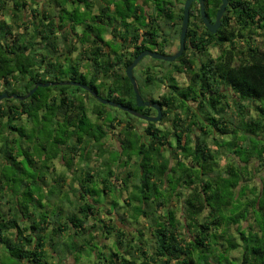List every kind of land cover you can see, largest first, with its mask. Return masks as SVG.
<instances>
[{"label":"trees","instance_id":"16d2710c","mask_svg":"<svg viewBox=\"0 0 264 264\" xmlns=\"http://www.w3.org/2000/svg\"><path fill=\"white\" fill-rule=\"evenodd\" d=\"M9 1L12 7L7 15ZM184 1L0 0V94L24 96L37 82L57 80L69 63L68 80L151 114L148 106L136 107L125 68L147 45L163 42L172 30L178 36ZM219 3L205 0L208 18ZM91 6L98 12L93 13ZM80 7L92 13L88 22ZM198 8L193 1L185 48L175 65L170 64L172 72L161 77L146 73L142 80L143 87L159 80L154 92L161 85L167 88L159 99H153V92L146 95L159 104L161 119L146 122L143 131L129 121L117 120L111 108L99 106L102 103L88 91L74 85L37 87L27 98L0 100V264H66V255L73 258L71 250L83 241L95 245L110 241L101 245L109 254L107 264H219L220 248L225 245L241 250L239 264H264V150L259 149L264 143V46L260 48L254 38L255 30L264 29V0H230L214 34L203 25ZM105 29L120 38L118 47L123 49L113 50L115 54L102 46ZM76 40L81 43L79 55L60 61L72 47L75 51ZM130 46L135 51L127 56L124 49ZM216 46H223L218 56L201 58ZM89 54L93 66L85 69L83 60ZM176 70L189 76L184 87L178 85ZM229 101L237 112L234 121L226 114ZM105 114H109L108 123L101 124ZM19 117L25 123L13 122ZM41 125L46 129L42 137L38 135ZM111 132L128 168L123 186L117 188L113 186L117 169L110 167L109 159L97 167L88 163L90 157L104 154ZM212 133L218 135L213 137L216 145L226 137L223 143L248 142L252 151L257 149L254 154L248 151L253 154L251 174L243 170L250 163L237 154L227 153L228 164L219 165L220 155L213 154L206 140ZM64 151L70 158L79 155L77 162L68 165ZM24 160L30 173L21 166ZM50 162L67 168L78 164V169L72 178L75 188L67 184L65 191L66 178H52L47 193L55 190L56 194L47 198L40 192L46 179L32 174L48 172ZM106 168L115 171L100 180L102 190L109 194L113 189L117 195L124 189L123 211L113 199L111 206L88 200L87 183ZM21 174L23 184L14 185L10 177ZM169 175L178 190L171 197L166 184ZM223 175L235 179L237 186H226V190ZM131 177L134 180L128 186ZM180 188L190 193L183 197ZM232 202L236 205L226 215ZM130 216L146 220L148 236L144 238L140 228L132 230ZM135 230L140 240L134 238ZM95 234L100 236L98 241ZM56 250L61 257L52 256Z\"/></svg>","mask_w":264,"mask_h":264},{"label":"rangeland","instance_id":"374dc122","mask_svg":"<svg viewBox=\"0 0 264 264\" xmlns=\"http://www.w3.org/2000/svg\"><path fill=\"white\" fill-rule=\"evenodd\" d=\"M28 1V0H27ZM90 1V0H89ZM94 1V0H91V2ZM106 1V0H105ZM161 2V0H160ZM12 7V2L9 1L8 5H7V15H9L10 13L8 11H10V8ZM93 13H97L98 12V9L97 7H89ZM29 8L27 10H25L24 14L26 15H29ZM79 11L81 13H83L82 15L84 19H86V22L89 21V18H90V14H92L90 12V10H87L86 8L84 9V7H80ZM76 19V17H75ZM233 26V25H232ZM105 28V27H104ZM64 29V28H63ZM230 30H232V27L230 28ZM255 30V29H254ZM234 31V30H233ZM243 33V32H242ZM259 33V34H258ZM254 38H255V41L256 43H259L258 45L260 46V48H263L264 46V29L260 28L258 30H255L254 32ZM114 36V37H113ZM102 39L104 41V44L102 45L104 48H105V42L108 44H106L107 46H109L110 48V51L112 54H115L117 52H114V51H120L121 49H123V46L122 48L119 49L118 47V44H117V41H120V38L119 36L117 35V33H113L110 32V30L108 29H105V32L103 33V36H102ZM168 39V38H167ZM74 41V39H73ZM170 43V42H169ZM74 45H75V51H73V47L71 48L70 51V54H64V55H61L60 57V61L64 62V59L65 57H70L71 59H74L76 58L79 54L77 53H80L81 51V43L79 40H76L74 42ZM161 47V45H159V48ZM147 48H154L152 45H147ZM177 48V40H173L167 47L168 51L171 52V51H174L175 49ZM106 50L108 49V47L105 48ZM112 49V50H111ZM221 49L223 50V46H216V47H209L206 51V53H204L203 55H201V58H205L206 56H210L211 58H215L216 56H218L221 52ZM114 50V51H113ZM132 51V47L130 48H125L124 49V54H126L128 56V53H130ZM110 53V54H111ZM112 56V55H111ZM200 57V55H198ZM86 58H91V55L89 54L88 56H86ZM112 58V57H110ZM66 62V61H65ZM83 67L86 69H89L90 66L92 67L93 64L91 62V59L89 60H83ZM158 60L155 59V58H151L149 56H146V57H143L141 59V61L138 63V65L136 67H134L133 69V77L137 83V86H138V89H139V92H140V95L143 99L146 98L145 96V91L147 89L145 88H142V80L144 79L145 77V74H150V75H159V77L163 76L164 75V72H172V66H170L169 62H166V61H160L158 62L161 67H164L162 69V72H159L158 71V64H157ZM67 63V62H66ZM82 63V62H81ZM70 67L71 65H69V63H67L63 68L62 70L60 71V73L56 76L57 77V80L58 81H66L69 74H70ZM148 69V70H147ZM155 69V70H154ZM158 71V72H157ZM86 72V70L84 71ZM188 78H185L183 75H180V76H176L177 78V81H178V85L180 87H184L188 81H189V76H187ZM159 80H153L154 82V85L151 87L149 86L148 88L150 89H153L155 88V84H157ZM141 84V85H140ZM21 85V84H20ZM1 89L2 86H1ZM53 89V88H52ZM164 87L161 85L159 87H157L155 89V96L159 95V93H161L163 91ZM99 93L102 95V96H107V92L104 90V89H99ZM105 98V97H104ZM9 99H13V98H9ZM229 104V108L227 109L226 111V114L227 116L232 120H236V110L234 108V106L231 104V101L227 102ZM100 104V103H99ZM98 105V104H97ZM99 106H104L106 108H111V111L113 112L114 115H116V117L118 116L119 118V121H125V120H129V122L134 125L138 131H143L144 127L146 126V121L144 120H139L137 119L138 117H135L133 115H130V114H127V113H124L123 111L119 110V109H116L115 107H112V106H107L106 104L104 105L103 103ZM87 112H90V107L89 105H87ZM105 111V110H104ZM252 113H254V111L252 110ZM111 117V116H110ZM132 117V118H131ZM206 118V117H205ZM5 119V118H4ZM94 121L96 120L95 118L93 119ZM108 120H109V114H105L103 117L100 118V123L101 124H106L108 123ZM13 122L17 123L18 124H23L25 123V119H22L21 117H19L18 119L15 118V120H13ZM98 122V121H97ZM27 128V127H26ZM49 129V128H48ZM47 129V130H48ZM46 130L44 128V126L41 125V130L40 132H38V135L40 137H42L44 135L43 131ZM42 131V132H41ZM13 134H10V136H12ZM114 132H111V134L108 136V139L106 140V143H107V149L104 148L105 152L104 154H102L101 156H92L90 157V163H92L93 166L96 165V163H102L104 161H107L108 159V162L111 164V168L112 167H115L114 169H117V175H118V178H117V181L115 183H113V186L114 188L116 187H119V186H123V181L122 179L125 177V174H126V167H124L123 165H126V162H125V159H123V157L120 156L121 154V151L120 149L117 147V142L112 140V138L114 137ZM213 137L215 138H218V135L217 134H210L208 137H207V141L209 142V147L211 149V151L213 152V154L216 156V155H220L218 157V160H219V165L221 167H225L226 164V155L227 153H231V154H237L241 160H244L245 162L248 161L247 163L249 165H247L248 169L246 167L243 168V170H246V173L248 174H251L250 173V167H251V162H252V159H253V154L256 152L257 153V149H254L252 151V149L249 148L248 146V142L247 144L245 142H242L240 146H237V145H234V144H231L230 142H226V143H223L227 140L226 137H223L222 139L224 141H222V143L216 145L215 143H213ZM174 140V139H173ZM171 140V144L174 143V141ZM230 141V140H229ZM261 145L259 146V149L260 150H264V143H260ZM25 146V145H24ZM112 152L109 153V150L112 149ZM252 151L253 154H248V151ZM124 154H126V151L124 152ZM263 155H264V152H263ZM130 159L127 160V165H132V161H134V151L132 153V155H130ZM233 156V155H232ZM252 156V157H251ZM71 156L68 155L67 151H64V160L65 162H67V164L69 165L71 163V161L73 160V163L75 161H77L79 155L76 156L75 155H72V158H70ZM76 158V160H75ZM21 160V158L19 159ZM21 166L23 167V169H25V172L26 173H30L29 172V169H31L29 167V164L24 161H21ZM88 162V163H89ZM55 163H57L55 161ZM53 162H50L49 163V168L50 170L47 172L46 170H43L41 172H35L33 173L32 175L33 176H38V175H41V176H44V178L46 179L45 181H42V191L40 192H43V194L47 195V198H49L50 195H55L56 192L55 190L51 191L52 193L48 194V189L49 187L52 185L51 184V181H52V178H59V177H62V178H66V184L63 186L62 189H64L65 191L68 189V185L70 186L72 184V188H75L74 186V181H72V178L76 175L75 171H77L78 169V164L76 166H73V168H67L65 167V169L63 168H59L58 165H56V167H53V164H55ZM171 163L173 164L174 163V159L171 160ZM100 166V165H99ZM70 169H72V172L69 171ZM114 169H104L103 171H100L102 172V174H100V177L99 178H96L94 182H88L87 183V196H88V200L91 201H96L100 204H104L105 206H111V200L112 201H118V203L121 205V210L123 211V198L127 196L126 192H124V189L122 191V193H117V195H113L114 191L113 189L111 190V192H109V194L105 191L102 190V184L100 182V180L102 178H104V176H108V172L113 170L115 171ZM250 169V170H249ZM11 173L12 172H8L7 174L9 176H11ZM99 174V173H98ZM116 174H113V176H116ZM226 175H223L222 178H225L224 180H227L225 181L226 185H225V189H226V186L228 187V189H230L232 187V185H236L235 184V179L233 178H229L227 177ZM11 178V182H14L13 184L14 185H21L23 184L22 183V180H23V175L21 174V176L17 177V176H13V177H10ZM172 179H173V176H171L170 178V175L167 177V194L171 197L173 195L176 194V192L178 191H175L176 189L174 188L177 184H175V182H172ZM134 180V177L130 178V182L128 183V186L131 185V181ZM68 184V185H67ZM218 185L220 186L219 182H218ZM47 187V189H46ZM181 187V186H180ZM183 187V186H182ZM239 187V186H238ZM26 188V187H25ZM121 189V188H120ZM216 189V188H214ZM238 189V188H237ZM180 190L182 191V195L183 197H186L188 193H190V190L189 189H185V188H180ZM227 190V189H226ZM120 192V190H118ZM39 192V193H40ZM162 190H159L158 194L159 195H163L162 194ZM158 195V197H159ZM169 199V197L167 198ZM82 202V200H81ZM235 202H232L230 203L229 205H227V209H226V215L229 214V212H232L233 211V208L235 206ZM178 207V206H177ZM104 208V207H102ZM177 209V208H176ZM163 210V209H161ZM160 210V211H161ZM179 211H177V216L179 215ZM255 215V214H254ZM130 220V221H129ZM128 220L129 225H131V228L132 230L134 231V228H140L141 231H143L144 233V238L145 236L149 235V231L147 230L146 228V220H144L143 218L142 219H135L134 220V216H130V219ZM131 232V231H130ZM134 238H136L137 240H140L141 237L140 235L138 236V231L135 230L134 232ZM95 241H98L99 240V234H95ZM218 240H220L219 237H217ZM100 245H95L93 242L92 243H87L85 241L83 242H78L77 245L75 246V248L73 250H71V252L73 253V258L70 256V254L67 256L66 255V259L67 262L66 264H107L108 260H109V254L106 253L107 252V249H103L101 247V245L104 243L106 245H109L110 244V241H101L99 242ZM52 256L53 257H56V256H60L61 257V252L60 250H56L55 252H52ZM220 256H218V259H219V264H239L240 262V259H241V250L238 249V247H235V248H228V245H225L223 247L220 248ZM76 260V262H75ZM3 263V261H2Z\"/></svg>","mask_w":264,"mask_h":264},{"label":"water","instance_id":"95a60500","mask_svg":"<svg viewBox=\"0 0 264 264\" xmlns=\"http://www.w3.org/2000/svg\"><path fill=\"white\" fill-rule=\"evenodd\" d=\"M195 1V0H185L184 4H183V11H182V19H181V28H180V32H179V46H178V50L173 53L172 55H164L158 52H154V51H150V50H142L138 53V55L132 60V62L130 64L127 65L126 69H125V75L126 77L129 79V82L132 86L133 92H134V97H135V103H136V107H152L153 109H155L156 111V116H150V115H144L142 113H139L137 111H135L132 108H129L127 106L122 105L121 103L115 102L114 100L111 99H107V98H103L101 96H99L96 92H94L93 90H91L90 87H88L85 84H82L78 81H52V82H37L34 87L24 96H18L16 94H8L6 92H2L0 94V100L4 99V98H17V99H24L27 98L28 96H30L33 91L37 88V87H46L49 85H74V86H79L82 89H85L87 91H89L91 93V95L98 100L100 103L109 105V106H113L116 107L122 111H125L135 117H138L140 119H144L148 122H154V121H158L161 118V109L158 103L155 102H150L149 100H143V98L140 95L137 83L133 77V69L134 67L141 61V59L145 56H150L152 58L155 59H159V60H163V61H167V62H172L174 60H176L177 58H179L185 48V36H186V31L188 28V22H189V8L191 6V3ZM199 4V11H200V17L201 20L203 21V24L205 26V28L208 30L209 33L214 34L217 31V28L220 26L221 23V17L223 16V13L226 9V5L228 3V0H220V5L216 11L215 14V19L213 22L209 21L208 18L205 15V4H204V0H196Z\"/></svg>","mask_w":264,"mask_h":264},{"label":"flooded vegetation","instance_id":"af4514ba","mask_svg":"<svg viewBox=\"0 0 264 264\" xmlns=\"http://www.w3.org/2000/svg\"><path fill=\"white\" fill-rule=\"evenodd\" d=\"M184 3V2H183ZM229 3H230V0H228V3H227V5H226V8L229 6ZM204 4H205V0H204ZM178 5H180V4H178ZM219 5H220V3H219ZM219 7V6H218ZM218 9V8H217ZM217 11V10H216ZM198 12H199V15H200V11H199V8H198ZM225 12H226V9H225V11H224V13H223V16L221 17V23H222V20H223V17H224V15H225ZM215 14H216V12H215ZM215 14L213 15V16H210V18H208L207 16V18H208V20L209 21H211V22H213L214 21V19H215ZM205 15H206V12H205ZM189 21H190V18H189ZM181 23V22H180ZM202 23H203V21H202ZM221 23H220V26H221ZM188 24H189V22H188ZM198 24H199V22H198ZM204 25V24H203ZM220 26L217 28V30L220 28ZM180 28H181V24H180ZM179 32H180V30H179ZM173 33V30L171 31V34H170V36L168 37V39L166 38L165 40H163V42H157L156 44H154V45H152L154 48H145V49H147V50H150V51H154V52H158V53H161V54H164V55H169V54H172V53H175L177 50H178V46H179V34H178V36L177 37H175V35L176 34H172ZM171 36H174V39H172V37ZM177 40V48L174 50V51H171V52H169L168 51V49H167V47H168V45L173 41V40ZM170 42V43H169ZM159 45H161V47L159 48ZM135 48V47H134ZM144 49V50H145ZM134 51H135V49H134ZM146 57V56H145ZM150 57V56H149ZM152 58V57H151ZM178 59V58H177ZM176 59V60H177ZM158 60V62H160V61H163V60H159V59H157ZM176 60H174V61H172V62H169V64H172V65H175V63H176ZM157 62V64L159 65L158 67V71L159 72H162V69L164 68V67H161V65L159 64ZM167 62V61H166ZM155 70V69H154ZM157 71V72H158ZM175 71V70H174ZM173 74H174V72H173ZM180 75H183L185 78H188L187 77V74H185L184 72H180V71H177L176 70V72H175V76H180ZM141 85V84H140ZM142 86V88H145V89H147L146 91H145V96L147 95V94H150L151 92H153V94L155 93L154 91H152V89L150 88H148V87H143V84L141 85ZM163 87H164V89H163V91L161 92V93H159V95H157V96H155V94H154V96H153V99H159V97H160V95H162L163 93H166L167 91V88H166V86L165 85H162ZM181 88V87H180ZM151 98V97H150ZM150 98L149 97H146L145 99H143V100H149L150 101ZM134 100H135V97H134ZM150 102H152V101H150ZM122 105H124V104H122ZM135 105H136V103H135ZM124 106H127V107H129V108H132V109H134V107H132L133 105H130V104H128V105H124ZM138 108H141V107H138ZM152 110L150 111V113L151 114H149V115H151V116H156V111H155V109H153L152 107H150ZM165 107H163V109H164ZM118 109V108H117ZM120 110V109H119ZM122 111V110H121ZM138 112V111H137ZM140 113V112H139ZM143 114V113H142ZM145 115V114H144ZM117 118V120H119V118H118V116L116 117ZM161 119V118H160ZM158 121H160V120H158ZM157 121V122H158ZM167 125L168 126H171V123L170 122H167ZM112 140H114V141H116L117 142V140L115 139V135H114V137L112 138Z\"/></svg>","mask_w":264,"mask_h":264},{"label":"clouds","instance_id":"9594fccd","mask_svg":"<svg viewBox=\"0 0 264 264\" xmlns=\"http://www.w3.org/2000/svg\"><path fill=\"white\" fill-rule=\"evenodd\" d=\"M85 9V8H84ZM140 32H141V30H140ZM217 32V31H216ZM117 44H118V46L120 45V41H118L117 42ZM90 46H91V44H90ZM107 47V45L105 44V48ZM130 47H132V52H133V49H134V46H130ZM129 47V48H130ZM110 54V53H109ZM173 54V53H172ZM172 54H169V55H172ZM92 57V56H91ZM89 59H91V58H86L85 60H89ZM138 65V64H137ZM136 65V66H137ZM135 66V67H136ZM126 69V68H125ZM55 81H58V80H55ZM67 81H68V79H67ZM70 81V80H69ZM83 84V83H82ZM86 85V84H85ZM88 86V85H87ZM79 87V86H78ZM89 87V86H88ZM85 90V89H84ZM92 90V89H91ZM87 91V90H86ZM89 92V91H88ZM90 93V92H89ZM90 95H91V93H90ZM92 96V95H91ZM93 97V96H92ZM94 98V97H93ZM107 99H109V98H107ZM112 100V99H111ZM116 102V101H115ZM119 103V102H118ZM109 106V105H108ZM113 107V106H112ZM116 108V107H115ZM117 109V108H116ZM136 111V110H135ZM123 112H125V111H123ZM127 113V112H126ZM127 114H129V113H127ZM131 115V114H130ZM151 116V115H150ZM132 118V117H131ZM137 119H139V120H144V119H140V118H137ZM126 121H129V120H125V121H123V122H126ZM144 121H146V120H144ZM146 122H148V121H146ZM111 134V133H110ZM108 146H107V143H106V148H107Z\"/></svg>","mask_w":264,"mask_h":264},{"label":"crops","instance_id":"0c3cea01","mask_svg":"<svg viewBox=\"0 0 264 264\" xmlns=\"http://www.w3.org/2000/svg\"><path fill=\"white\" fill-rule=\"evenodd\" d=\"M90 2H91V0H90ZM91 5H92V4H91ZM91 7H92V6H91ZM93 7H96V6H93ZM124 123H125V122H124ZM107 139H108V137L106 138V140H107ZM75 160H76V158H75ZM75 162H77V161H75ZM75 162H74V163H75ZM76 165H77V164H76ZM76 165L73 164V166H76ZM99 165H100V163H96L95 167H97V166H99ZM64 166L67 167V166L64 165V164H62L61 166H58V167H59V168H63V169H65ZM89 166L92 167V166H93L92 163L89 162ZM93 167H94V166H93ZM72 168H73V167H72Z\"/></svg>","mask_w":264,"mask_h":264}]
</instances>
